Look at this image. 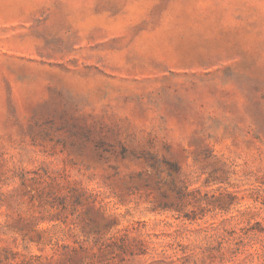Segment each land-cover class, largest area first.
<instances>
[{
  "label": "rangeland",
  "instance_id": "rangeland-1",
  "mask_svg": "<svg viewBox=\"0 0 264 264\" xmlns=\"http://www.w3.org/2000/svg\"><path fill=\"white\" fill-rule=\"evenodd\" d=\"M0 264H264V0H0Z\"/></svg>",
  "mask_w": 264,
  "mask_h": 264
}]
</instances>
